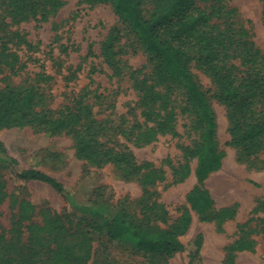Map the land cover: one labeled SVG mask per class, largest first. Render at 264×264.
I'll use <instances>...</instances> for the list:
<instances>
[{"label": "rangeland", "instance_id": "374dc122", "mask_svg": "<svg viewBox=\"0 0 264 264\" xmlns=\"http://www.w3.org/2000/svg\"><path fill=\"white\" fill-rule=\"evenodd\" d=\"M60 1L56 8L46 4L36 15L26 17L13 15L0 3V42L9 39L5 53L19 57L11 67L0 56V89L7 85L33 88L36 110L66 112L80 103L85 112L88 104L95 123L88 125L89 121L82 120L83 126L75 127L80 136L96 131L101 143L116 149L126 145L137 161L151 162L163 177L144 186L141 176L126 174L122 164L96 163L80 156L79 137L66 129L52 131L32 124L0 126L1 252L6 247L11 258H28L31 249L34 258L44 261L48 257L45 264H63L51 259L50 248L55 243L53 237L48 238L52 224L48 222L55 215L67 214L71 221L66 229L71 235L64 245L70 250L61 253V258L68 262L89 250L76 264H264V150L245 157L238 146L225 144L230 138L226 108L212 97L215 139L223 157L220 167L198 182L196 158H186L183 147L192 145L199 132L193 114L181 113L186 102L180 94H174L171 101L178 135L158 134L150 142L137 141L136 131L131 130L143 118L136 108L140 92L133 78L140 82L153 64L110 0ZM225 1L237 8L232 19L251 27L253 40L264 53L260 0ZM89 44L93 55L86 57ZM78 65L80 69L75 70ZM190 71L203 89L213 87L206 68L192 62ZM10 158L16 160L18 169L32 167L48 173L63 183L69 195L63 198L48 184L37 181L20 186L7 169ZM183 165L186 169L180 167ZM183 172L187 173L180 177ZM196 189L208 196L210 208H228L232 215L205 220L188 199ZM122 212L132 213L151 226H179L177 238L184 250L165 258L147 251L131 235L107 240L101 230L89 234L88 224ZM89 237L92 239L87 241ZM239 242H251V247L234 249Z\"/></svg>", "mask_w": 264, "mask_h": 264}, {"label": "trees", "instance_id": "16d2710c", "mask_svg": "<svg viewBox=\"0 0 264 264\" xmlns=\"http://www.w3.org/2000/svg\"><path fill=\"white\" fill-rule=\"evenodd\" d=\"M103 2L107 0H87ZM114 12L120 21L126 24L140 43L143 51L153 64L152 70L142 80L133 78V85L140 92L135 102L143 118L135 123L131 131H136V140L142 143L156 139L158 134L178 135L175 129V107L171 105L172 96L180 94L185 100V107L180 108L193 114L198 139L192 145L183 147L186 158L194 156L196 165L194 175L198 182L217 170L221 165L223 150L215 139V116L210 106V98H215L225 105L229 122V140L226 145L238 146L245 157L255 156L264 150V53L253 40L251 27L232 19L237 8L225 0H110ZM261 2V16L264 24V0ZM1 5L15 16H34L39 8L48 4L56 8L60 0H1ZM148 4L149 8H145ZM230 15H232L230 17ZM248 24L249 21L246 20ZM7 41L0 42V56L4 64L13 67L19 57L15 53H5ZM27 47L34 45L25 42ZM93 55L88 45L86 57ZM7 58H10L8 61ZM206 68L211 77L212 88L205 90L190 71L191 63ZM24 63V62H23ZM20 67V66H19ZM78 65L75 70H79ZM91 72V70H89ZM139 72V70H138ZM73 75V74H71ZM132 78V76H131ZM149 81V83H147ZM208 91L210 94H208ZM33 88L20 89L5 86L0 89V126H18L25 124L43 126L52 131L66 129L77 134L80 156L88 157L96 163L113 162L124 165L126 174L140 175L144 186L162 179L161 171L151 162L137 161L128 146L116 149L97 139V132L90 136H80L76 126H83L82 120L95 123L90 118L88 104L85 112L80 103L72 109L36 110L37 98ZM175 99V98H174ZM173 99V100H174ZM67 109V108H66ZM80 128V127H79ZM123 134L125 130L121 129ZM16 160H8L7 169L15 180L21 182L37 181L48 184L61 197L66 198L69 191L63 183L37 168H17ZM186 169V166H180ZM187 172L181 173L180 177ZM10 175V176H12ZM12 177V178H13ZM188 199L205 220L230 217L228 208L215 210L210 208V200L200 189L188 194ZM70 217L55 215L48 222V238L53 237L54 246L50 248L52 260L63 264H76L82 261L80 252L73 262L61 258V253H68L64 244L70 232L67 222ZM80 223V222H79ZM78 221L74 223L76 227ZM89 234L101 230L107 240L131 235L147 251L161 257L183 251L184 244L177 238L179 226H151L132 213H117L102 222H91ZM43 228L45 227L42 226ZM56 229V232L54 231ZM87 231L81 233L85 241ZM92 238H87V241ZM58 242V246L57 245ZM28 246V245H27ZM57 247V248H56ZM251 247V242L238 243L234 249ZM0 250V264H45V260L30 256L11 258L6 247ZM56 250H52L55 249ZM36 254V252H35ZM45 254H48L47 249ZM84 263L86 260L83 261Z\"/></svg>", "mask_w": 264, "mask_h": 264}]
</instances>
